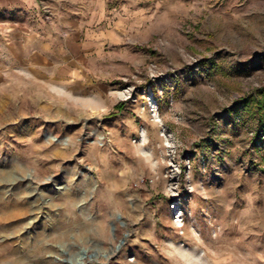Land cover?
<instances>
[{
    "label": "rangeland",
    "instance_id": "1",
    "mask_svg": "<svg viewBox=\"0 0 264 264\" xmlns=\"http://www.w3.org/2000/svg\"><path fill=\"white\" fill-rule=\"evenodd\" d=\"M119 5L103 101L0 90V264H264V0Z\"/></svg>",
    "mask_w": 264,
    "mask_h": 264
},
{
    "label": "crops",
    "instance_id": "2",
    "mask_svg": "<svg viewBox=\"0 0 264 264\" xmlns=\"http://www.w3.org/2000/svg\"><path fill=\"white\" fill-rule=\"evenodd\" d=\"M142 17L119 0H0V90L31 87L33 103L43 90L103 101L111 64L124 61L116 48L134 38Z\"/></svg>",
    "mask_w": 264,
    "mask_h": 264
},
{
    "label": "trees",
    "instance_id": "3",
    "mask_svg": "<svg viewBox=\"0 0 264 264\" xmlns=\"http://www.w3.org/2000/svg\"><path fill=\"white\" fill-rule=\"evenodd\" d=\"M242 104V106L257 116L259 123L264 128V88L250 98L243 99Z\"/></svg>",
    "mask_w": 264,
    "mask_h": 264
}]
</instances>
